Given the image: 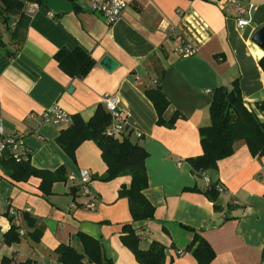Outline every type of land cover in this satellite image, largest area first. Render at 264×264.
Instances as JSON below:
<instances>
[{
	"label": "crops",
	"instance_id": "0c3cea01",
	"mask_svg": "<svg viewBox=\"0 0 264 264\" xmlns=\"http://www.w3.org/2000/svg\"><path fill=\"white\" fill-rule=\"evenodd\" d=\"M42 1L30 13L25 2L28 20L16 38L8 34L0 13V123L4 135H24L34 168L55 172L63 167V179L44 194L40 177L15 181L0 162V264H62L56 253L60 245L84 253L78 233L97 239L109 260L85 264H139L120 239L122 226L132 218L127 198L118 191L130 185L131 176L101 181L107 166L96 143L83 141L72 160L57 143L68 126L42 121V113L54 105L88 121L108 94L116 97L126 118L123 135L131 132L148 153L144 195L155 211L152 219L132 223L139 246L145 249L155 240L166 246L165 264H197L189 252L177 253L192 239L185 225L210 244L215 252L211 264H264V155L253 157L246 143L237 141L231 156L199 177L187 161L202 153L199 128L210 124L215 88L231 89L238 82L245 105L264 120V110L257 107L264 103L259 64L264 50L251 40L264 25V0H236L256 5L243 28L237 26L233 6L226 2L221 8L217 0H125L122 16L110 26L86 0ZM17 19L11 16L10 24ZM183 42L194 47L193 55H179ZM76 47L95 60L83 78L67 75L54 58L58 50ZM104 56L113 60L111 70L100 65ZM157 87L168 100L162 119L178 116L171 127L157 123L147 95ZM81 169L91 174L92 210L84 205ZM204 177L223 186L220 210L202 192L208 188ZM24 215L35 219V228ZM12 225L20 240L7 244L3 234Z\"/></svg>",
	"mask_w": 264,
	"mask_h": 264
},
{
	"label": "trees",
	"instance_id": "16d2710c",
	"mask_svg": "<svg viewBox=\"0 0 264 264\" xmlns=\"http://www.w3.org/2000/svg\"><path fill=\"white\" fill-rule=\"evenodd\" d=\"M25 2H36L42 4V0H0V13L4 23L10 22L11 16H17L14 29L11 31L12 38L19 35V30L26 26L28 17L23 11ZM58 66L67 75L74 78L85 77L95 65L92 56L80 47L74 49H60L54 55ZM259 64L264 71V56ZM148 97L152 100L158 115V124L173 126L177 115H174L168 122L162 119V113L168 104V100L159 87L147 91ZM231 96L233 98L231 99ZM257 107L264 110V103H258ZM210 124L199 128L200 145L202 153L187 159L191 166L192 173L199 177L209 170H216L219 160L227 158L233 154L234 144L243 140L255 158L264 155V120L261 121L256 113L248 108L240 94L238 82H234L231 89L220 86L214 89L212 101L209 107ZM110 115L104 106L99 104L94 115L84 121L80 116H73V122L66 129L62 130L57 137V143L64 149L68 156L74 160L75 150L86 140L96 143L101 151V157L105 162L106 173L99 177L101 181H109L122 175H130L131 183L128 187L122 186L118 191L119 197H125L129 203V210L132 218L131 223L122 226L120 235L121 242L134 255L139 264H165L166 246L158 241H151L145 249L139 246L140 238L136 234L133 222L150 220L154 217V207L144 195V190L148 186V178L145 168V159L148 155L146 149L131 139V132L122 137H114L108 134ZM8 176L15 181H25L30 176H38L42 179L40 189L44 194L50 193L51 184L63 179L59 173L64 171L63 167L55 172L34 168L27 161L16 162L11 157L6 156L0 159ZM217 180L211 181L204 195L213 202L214 209L220 210L217 204L219 192L217 190ZM193 191H200L193 188ZM8 215V214H6ZM27 224L35 228L34 218L24 215ZM10 219H12L10 217ZM229 219L227 216L225 220ZM181 227L192 234V239L188 242L185 250L196 260L197 264H211L215 257V252L206 239L191 227L181 225ZM35 240L39 233L36 229ZM78 237L83 245L84 253L77 252L70 245H60L56 249L58 260L62 264H85L103 263L109 261L103 254L100 242L85 234L78 233ZM4 241L11 244L20 240L17 227L12 225L3 234ZM1 264H7L2 260Z\"/></svg>",
	"mask_w": 264,
	"mask_h": 264
},
{
	"label": "built area",
	"instance_id": "2783aa9c",
	"mask_svg": "<svg viewBox=\"0 0 264 264\" xmlns=\"http://www.w3.org/2000/svg\"><path fill=\"white\" fill-rule=\"evenodd\" d=\"M88 8L95 13L102 15L106 25L110 26L115 23L123 14L128 3L125 0H86ZM221 8L224 7L225 3H229L233 6L237 17L236 23L239 28H243L248 25L251 20V15L256 10V5L242 4L236 0H226L224 2L216 1ZM29 13L38 7V3H28ZM49 15H52L49 13ZM177 52L181 57H189L195 53L194 47L186 42H183L178 46ZM102 105L110 115V124L108 127V134L114 137H121L126 132V118L124 114L119 110L117 106V99L114 95H105L102 98ZM42 121L44 123H52L56 125L69 126L73 122V116L63 110L61 107L54 105L51 108L45 110L42 113ZM136 137H141L142 134L139 131L134 132ZM6 156L11 157L16 162L27 161L29 158V150L25 144L23 134L4 135L3 127L0 123V159ZM180 164V163H179ZM79 181L82 184L87 196V200L84 201V205L92 210L95 208V197L92 196L91 192L87 188V184L91 181V174L81 169L79 172ZM204 181L207 185L211 182L207 177H204ZM218 192L223 191V186L217 183ZM9 213H14L12 207L9 208ZM178 255H182L181 250L177 251Z\"/></svg>",
	"mask_w": 264,
	"mask_h": 264
},
{
	"label": "water",
	"instance_id": "95a60500",
	"mask_svg": "<svg viewBox=\"0 0 264 264\" xmlns=\"http://www.w3.org/2000/svg\"><path fill=\"white\" fill-rule=\"evenodd\" d=\"M251 40L264 50V25L259 27L251 37ZM105 69L111 70L114 66L113 60L109 56H104L100 62ZM70 90V89H69ZM233 96H231V99Z\"/></svg>",
	"mask_w": 264,
	"mask_h": 264
},
{
	"label": "rangeland",
	"instance_id": "374dc122",
	"mask_svg": "<svg viewBox=\"0 0 264 264\" xmlns=\"http://www.w3.org/2000/svg\"><path fill=\"white\" fill-rule=\"evenodd\" d=\"M8 25H9V27H7V30H9V31H8V34L10 35V34H11V30H13L14 27H15V24H10V22H9ZM8 25H7V26H8ZM22 30H23V28H21V29L19 30V35H18V37L22 35ZM17 39H19V38H17Z\"/></svg>",
	"mask_w": 264,
	"mask_h": 264
}]
</instances>
